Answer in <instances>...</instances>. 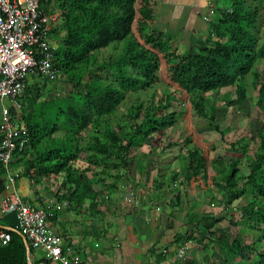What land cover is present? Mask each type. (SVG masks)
<instances>
[{
  "label": "trees",
  "instance_id": "16d2710c",
  "mask_svg": "<svg viewBox=\"0 0 264 264\" xmlns=\"http://www.w3.org/2000/svg\"><path fill=\"white\" fill-rule=\"evenodd\" d=\"M228 1L229 9H218L217 19L208 25L202 45L182 48L170 33L156 26L151 0H43L40 9L44 13L59 12L49 34L56 38L51 61L58 70L56 79L69 88L66 95L56 96L59 99L40 100L37 85L34 95H29L28 87L24 91L25 105L17 115L12 114L25 128L28 142L24 150L13 153L10 168H20L18 177L34 182L54 177L61 191L67 192L64 198L68 201L98 202L92 179L77 173L82 169V154L86 169L94 174L92 166L103 163L99 170L103 173L107 159H121L122 153L125 158L132 147L145 142L153 149L169 147L172 138L166 136L167 129L183 114L173 107L180 108L185 101L189 111L211 122L225 141L226 134L215 117L220 104L212 95L216 97L214 93L222 89L219 101L230 107L248 96L249 84L256 91L255 106L262 114L251 153L245 135L229 143L231 154L225 161L220 156L210 159L213 143L191 134L183 139L185 152L178 150L184 162L182 184L191 187L197 180H216L219 200L211 196V201L224 208L245 201L232 210L234 217L227 223L238 230L234 234L218 228L225 221L223 216H202L198 221L202 227L196 225L174 241L195 240L203 247L189 264H264V35H258L264 0ZM111 44L117 53L101 58L97 52ZM159 73L168 90L157 91ZM247 75L250 80L245 83ZM121 104L126 105L124 116L117 117ZM242 168L245 171L240 174ZM3 176L0 165V196ZM182 197L177 192V205ZM200 228L203 233L197 238L194 232ZM246 231L252 233L250 241L244 239ZM9 232L11 240L0 249V264H28L34 250L26 251L17 228ZM208 246L220 258L210 259L204 253ZM242 247L249 258L241 256ZM50 262L44 257L30 264Z\"/></svg>",
  "mask_w": 264,
  "mask_h": 264
},
{
  "label": "crops",
  "instance_id": "0c3cea01",
  "mask_svg": "<svg viewBox=\"0 0 264 264\" xmlns=\"http://www.w3.org/2000/svg\"><path fill=\"white\" fill-rule=\"evenodd\" d=\"M228 2L151 0V7L155 11L156 26L170 33L180 47L192 48L200 41L203 43L208 25L217 19L218 9H229ZM51 41L56 47V38ZM123 112L116 110V114L122 116ZM178 122L179 119L167 129L166 136L172 138L169 147L153 149L148 142L132 147L125 158L122 153L121 159L113 156L107 159L103 173L99 171L103 164L100 162V166L91 167L94 174L88 171L85 154H82V169L79 167L77 173L92 179V192L99 198L98 202L92 199H84L80 204L75 200L68 201L64 198L68 196L67 192L61 191L54 177L34 182L19 176L15 187L33 206L47 207L61 200L68 202V206L55 210L52 229L62 237L63 245L70 246L82 264H189L203 247L195 240L176 244L174 239L188 235L196 225L202 227L198 222L202 216H223L224 220L231 219V216L228 208L222 210V205L215 206L210 201L208 181L197 180L191 187L182 184L184 162H181L178 150L185 152L182 142L189 134L182 129L175 138L172 137ZM198 133L192 132L191 135L198 137ZM174 155L179 157L174 158ZM124 159L126 163H123ZM14 171L18 174L20 169ZM174 174L179 179L177 185H173ZM177 192L183 196L178 205L174 200ZM225 223L222 221L217 227L222 229L227 225ZM16 226L14 214L0 215V228L11 231ZM199 233H203L202 228L194 232V236L199 238ZM183 246L185 248L179 254ZM204 253L210 259L219 256L210 246ZM44 257H36L35 261ZM30 261H33L31 257L28 264ZM50 264L59 263L51 261Z\"/></svg>",
  "mask_w": 264,
  "mask_h": 264
},
{
  "label": "built area",
  "instance_id": "2783aa9c",
  "mask_svg": "<svg viewBox=\"0 0 264 264\" xmlns=\"http://www.w3.org/2000/svg\"><path fill=\"white\" fill-rule=\"evenodd\" d=\"M42 1L0 0V103L7 102L0 110V165L5 180L0 215L14 214L17 232L24 238L28 251L41 250L46 258L59 264H82L52 229L55 210L68 206V202L61 200L47 207L31 205L18 193V174L10 168L13 153L24 150L28 142L25 128L12 114L19 112L17 99L28 87L27 77L49 82L58 76L51 61L55 47L49 34L59 12L44 13L40 9ZM178 183L179 179L173 181V185ZM9 231L0 228V249L10 242ZM184 248L179 249V254Z\"/></svg>",
  "mask_w": 264,
  "mask_h": 264
},
{
  "label": "rangeland",
  "instance_id": "374dc122",
  "mask_svg": "<svg viewBox=\"0 0 264 264\" xmlns=\"http://www.w3.org/2000/svg\"><path fill=\"white\" fill-rule=\"evenodd\" d=\"M260 26L258 29V35L259 37H263L264 35V6L260 7ZM198 46L202 45V41H200L198 44ZM113 46H115V44H111L109 45L105 50H100L97 53H100V57H104L107 58L109 56H112L114 54L117 53L118 50H114ZM197 46V47H198ZM164 77L162 74L159 73V82H160V86L157 88L158 90L164 91V90H168V88L166 87L165 81H164ZM247 80H250V76L247 75L245 78V83ZM248 82V81H247ZM27 83H28V88H29V95H34L35 91L34 88L36 87L35 85H37L39 87L41 96L39 97L40 100L48 98V97H52L54 99H59V97H56L57 95L63 96L66 95L68 92V84L65 82H61L59 81V79L55 80V81H49V82H45L41 81V80H35V78L29 76L27 77ZM247 91H248V96L239 104L236 105H232V106H226V102L221 103L219 101V96L222 95L223 90L221 89L220 91L214 93L216 95L212 97L218 101V104H220L215 111V117H216V121L220 126V129L223 130L225 132V141H222L220 139V135L213 130V127L211 125V122H209L208 120H203L197 116H195L193 113H191L189 111V104L187 101L183 102L182 106L177 107L174 106L173 109L178 111V110H182L184 116H180L178 117L179 122L178 124L175 126L174 129V134L172 133V137L175 138L176 135L175 134H179L182 129L185 130V134H191L192 132L198 133V138L199 140H204V141H210V143H213V148L209 149V156L210 159L214 158V157H222L223 160H228L230 158V154H231V150L228 147L230 142H234L239 136L241 135H245V137L247 139H250V149H249V153H251V151L253 149H255V147L253 146V142L252 139L255 140L256 136H257V131L261 128V118H262V114L259 112V110L257 109V107L255 106V101H256V91L253 90L251 88V86L248 84L247 85ZM17 103L20 106L19 111L22 108V105H25L26 103V99L24 97H19L17 99ZM7 105V102H3L0 103V110L2 108V105ZM125 104H127V99L125 100ZM124 106L121 104L120 108L118 109V113H121L124 109ZM117 117H122L121 114H116ZM186 118V119H185ZM191 131V133H190ZM209 148V145H208ZM82 156V155H81ZM244 162V161H243ZM20 169V168H18ZM245 169L242 168L240 171V174H242V172H244ZM20 172V171H19ZM213 181V182H212ZM216 180H209V192L211 194L212 197L216 198L219 200V193L217 192L218 187L216 186ZM209 195V197H211ZM211 201V200H210ZM213 204L216 206H221L219 203L217 204V202L212 201ZM245 202V201H244ZM243 201H235L234 205H228V215L231 216L233 213H231L230 211L234 210L236 207L238 208L239 205H242L244 203ZM217 208V207H216ZM224 206H222V210ZM219 211L221 210V207L217 208ZM219 217V216H216ZM234 217V214L231 216ZM230 217V218H231ZM225 224L228 223V220H225ZM222 230H230V232L235 234V231L238 230L235 227L231 226V225H225L222 227ZM221 230V231H222ZM247 232V231H246ZM253 232V236H257L258 239H261V235L252 230ZM247 237H245L244 235V239L246 238L247 241H250L249 236H252V233H248L247 232ZM252 236V237H253ZM44 252L41 250H34L31 254V260L35 261V258L37 257H43L44 256ZM241 256L243 257V259H247L249 258L248 256V252L247 250H245L243 247L241 249Z\"/></svg>",
  "mask_w": 264,
  "mask_h": 264
},
{
  "label": "water",
  "instance_id": "95a60500",
  "mask_svg": "<svg viewBox=\"0 0 264 264\" xmlns=\"http://www.w3.org/2000/svg\"><path fill=\"white\" fill-rule=\"evenodd\" d=\"M21 237H22V236H21ZM22 240H23L24 247H25L26 251H28V246L26 245V243H25V240H24V238H23V237H22Z\"/></svg>",
  "mask_w": 264,
  "mask_h": 264
}]
</instances>
